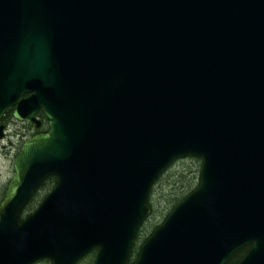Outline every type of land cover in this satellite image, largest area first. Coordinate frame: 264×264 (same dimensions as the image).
Wrapping results in <instances>:
<instances>
[{
    "label": "water",
    "instance_id": "1",
    "mask_svg": "<svg viewBox=\"0 0 264 264\" xmlns=\"http://www.w3.org/2000/svg\"><path fill=\"white\" fill-rule=\"evenodd\" d=\"M12 107L48 130L14 157L0 264H126L150 189L189 156L198 186L133 264L247 245L237 264H264V0H0V120Z\"/></svg>",
    "mask_w": 264,
    "mask_h": 264
},
{
    "label": "rangeland",
    "instance_id": "2",
    "mask_svg": "<svg viewBox=\"0 0 264 264\" xmlns=\"http://www.w3.org/2000/svg\"><path fill=\"white\" fill-rule=\"evenodd\" d=\"M18 132L25 133L26 137H19ZM31 130H27L25 126L19 122L13 120L10 125L7 126L6 137L0 142V201L3 198V194L6 185L13 175L12 162L13 158L19 151L21 144L30 137ZM201 164V163H200ZM186 167H190L192 171L200 170L199 162L197 160H183L175 162L171 168L165 172L164 175L158 180L152 190V200L154 205V217H151L149 222L143 229L141 238L144 239L150 234L151 227L156 224H160L163 218L170 211L171 207L167 204L161 203L162 199L170 191V184L174 182L176 176ZM53 187L52 183H47L43 189L40 190L38 196L35 198L36 202H40L42 198L51 190ZM185 194H179L177 197L178 201L184 198ZM150 225V226H149ZM95 253H92L79 264H90L94 259ZM36 264H50L47 261H41Z\"/></svg>",
    "mask_w": 264,
    "mask_h": 264
},
{
    "label": "trees",
    "instance_id": "3",
    "mask_svg": "<svg viewBox=\"0 0 264 264\" xmlns=\"http://www.w3.org/2000/svg\"><path fill=\"white\" fill-rule=\"evenodd\" d=\"M188 160H197V159L188 158ZM197 161L199 162V167H200V161L199 160H197ZM167 171H166V173H167ZM176 179L177 180H175L174 182H172L170 184L171 193L166 195L164 197V199H162V201H161V203H164V205L168 204L171 207L170 211L179 202L178 199H177L179 194L180 195L181 194H185V196H184V198H185L197 186L198 181H199V173H198V171L197 172L196 171H192L190 169V167H186L185 166V168L176 176ZM46 182L47 183H52V185L54 186L56 181H55L54 178H48L46 180ZM37 196H38V194L35 195V197L32 199V201L28 204V206L24 210V213H23L24 216L29 214V213H31L37 207V205L39 203V202L35 201V198ZM149 206L152 209V213H151L150 217L148 218V220L145 222L144 226L139 230L138 236L140 238H141V235L143 233L144 227L148 224L147 222H149L150 218L154 217V215H155L154 208H153L154 205H153V200H152V191L150 193ZM157 225L158 224H156L155 226L151 227L150 233L157 227ZM137 252H138V249H136V247H135L133 249V252H132V259H130L128 264H131L133 262V260H134L133 257H135L137 255ZM243 254H244V250L234 253L226 264H236L242 258ZM90 264H93V261Z\"/></svg>",
    "mask_w": 264,
    "mask_h": 264
},
{
    "label": "bare ground",
    "instance_id": "4",
    "mask_svg": "<svg viewBox=\"0 0 264 264\" xmlns=\"http://www.w3.org/2000/svg\"><path fill=\"white\" fill-rule=\"evenodd\" d=\"M12 109L14 110V107H12ZM36 118H38V123L40 124V123H42V122H47L48 121V119L46 118V116L42 113V112H40V113H38V114H36ZM0 125H3V122H2V118H1V120H0ZM26 128V127H25ZM30 130L32 129V126H30V127H28ZM27 129V128H26ZM28 130V129H27ZM18 135H19V137H26V134L25 133H21V132H18ZM5 138V137H4ZM47 180V179H46ZM46 180H44L42 183H41V185L39 186V188L37 189V191L35 192V194H39V192H40V190L41 189H43L44 188V186H46ZM196 188V187H195ZM195 188L192 190V191H194L195 190ZM153 189V186H152V188L150 189V190H152ZM191 191V192H192ZM190 192V193H191ZM189 193V194H190ZM188 194V195H189ZM147 207L149 208V210H150V213H149V215L146 217V219L144 220V222H143V224L141 225V227H140V229L144 226V224H145V222L148 220V218L150 217V215H151V213H152V209H151V207L149 206V201H147ZM177 206V204L172 208V210L175 208ZM171 210V211H172ZM170 211V212H171ZM170 212L163 218V220H162V222L159 224V225H157V227L146 237V238H144V239H142V238H140L139 236H138V234H139V230H138V232H137V234H136V237H135V239H134V241H133V245H132V248H131V251H130V254H129V257H128V260H127V263L126 264H128L129 263V261H130V259H132V252H133V249L136 247V249H138V252H137V255L135 256V257H133V262L131 263V264H133L134 262H135V260L137 259V257H138V254H139V250H140V247H141V245L146 241V239L147 238H149L152 234H153V232L159 227V226H161L162 225V223L164 222V220L167 218V216L170 214Z\"/></svg>",
    "mask_w": 264,
    "mask_h": 264
},
{
    "label": "flooded vegetation",
    "instance_id": "5",
    "mask_svg": "<svg viewBox=\"0 0 264 264\" xmlns=\"http://www.w3.org/2000/svg\"><path fill=\"white\" fill-rule=\"evenodd\" d=\"M11 114V113H10ZM7 115H9V114H6L5 116V118L4 119H2V122H3V124H5L4 126H8V125H10L11 124V122L12 121H10L9 119H8V117H7ZM26 127V126H25ZM38 132V130H35V129H31V133L32 134H36Z\"/></svg>",
    "mask_w": 264,
    "mask_h": 264
}]
</instances>
